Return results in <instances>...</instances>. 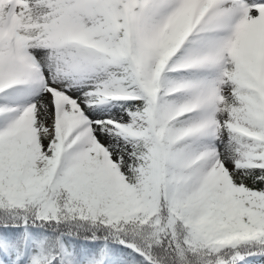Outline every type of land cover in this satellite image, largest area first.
<instances>
[{
    "label": "snow or ice",
    "instance_id": "obj_1",
    "mask_svg": "<svg viewBox=\"0 0 264 264\" xmlns=\"http://www.w3.org/2000/svg\"><path fill=\"white\" fill-rule=\"evenodd\" d=\"M0 264H264V0H0Z\"/></svg>",
    "mask_w": 264,
    "mask_h": 264
}]
</instances>
